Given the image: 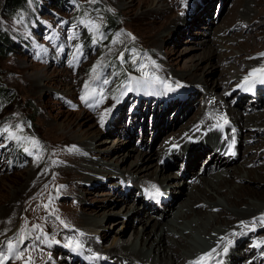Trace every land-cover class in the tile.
Returning <instances> with one entry per match:
<instances>
[{
	"label": "rangeland",
	"instance_id": "374dc122",
	"mask_svg": "<svg viewBox=\"0 0 264 264\" xmlns=\"http://www.w3.org/2000/svg\"><path fill=\"white\" fill-rule=\"evenodd\" d=\"M71 1L74 7L67 10L65 6H57L54 1L46 0L49 6L47 5L48 7L45 10L42 7L36 19L35 10L41 8L43 0H39L38 5L32 3L30 12L23 15L21 19H11L4 16L0 11V19L3 16L10 21L8 22L3 18L5 23H0L4 27H11L12 31L10 29L5 31L10 34V37L12 32H17L18 36L17 45L11 53L7 57H0V87L9 92L5 105L0 107V145H4L0 147V154L4 158L3 163L0 165V209L4 208L7 211L9 210V214L12 213L9 207L10 196L15 190H19L24 180L22 177L27 176L25 174L37 167L36 177L40 179L32 184L28 193L23 195L21 202L16 205L15 211L6 219L11 226L5 230H0V251H3L9 257L4 264H74L71 263L70 256L64 253V249L61 253L55 251L56 249L53 250L54 244L52 245L51 242L56 243V241H59L62 243L61 246L64 247L69 238L82 239L80 234L78 237L74 234L81 230L84 234L96 235V228H90L88 231V228H84L82 223L76 224V221L92 218L91 215L97 209L116 213L102 215V217H105L104 229H100L97 237H93L95 239L94 246L97 247L100 243V247L104 251H109L113 241V233L117 230H127L125 234L127 239L122 242L123 244L133 242L137 237L136 234L143 231L142 216L147 218L148 216L143 212V207H140L141 202L133 204V201L130 200L127 204H124L122 196L117 193L114 186L108 185L109 179L104 177V174H106V171L112 172V169H114L112 167L115 166L117 169L122 170L121 175L125 177L126 173L133 170L131 166L137 161L138 154L150 155L151 159L154 156L156 157L155 154L154 156L151 154L154 151L152 149L154 136L157 134V129L154 131L155 115L156 113L161 115L167 112L169 106L164 109L166 99H173L166 85H171L176 89L177 96L186 93L185 84L198 89L200 94L196 98L195 105H198L201 109L200 105L204 103V99H210L209 94H216L217 92H210L207 87L198 85V83L189 79L190 77L187 76L189 73L185 71V68L188 67V61L194 59L195 64L202 69L199 72L202 74L201 76L215 82L224 70H228L231 65L236 64V61L241 58L239 52L236 51L233 55L234 51L232 50L237 48L239 44H246L248 50L246 53L248 52L251 57V60L247 61L246 56L245 61L237 65H246L239 74L243 80L248 74L254 72L256 66L253 65L252 61L260 55L264 57V14L259 16L257 25L251 28L255 32L250 34L247 33L249 27L243 26L242 21H240V18H243L242 16L239 15L240 17L238 16L235 22H230L227 13L228 9L233 10L236 2L241 5L248 0H229V8L223 14L220 12L221 3L219 1L215 4V11L211 19L203 20V23L207 24L206 26L201 23L195 24V20L191 21L190 18H187L191 13L192 0H97V3H89V0ZM157 2H161L163 6L160 15L154 13ZM95 5L101 8L95 10ZM254 10L255 14L264 10V0H261L259 7ZM85 13H88L89 16L86 17ZM107 14H119L120 16V29L109 40L108 38H99L102 28L108 22ZM194 14L192 13L191 16L193 17ZM89 18L99 26V30L96 32L98 37L96 42L87 38L89 32L92 36L93 32L84 24L78 23L81 19H84L87 23ZM184 18L190 22L185 24ZM212 20L215 24L210 25ZM72 22H76L74 24L77 25L73 26ZM183 24L186 28H189L188 31L190 30L187 36L184 34ZM210 27L213 29L212 36L217 32V38L222 39L220 43L219 40H215L216 44L212 46V49L218 50L221 59L216 58L202 62L200 58L203 56L204 49L208 51V48H210L207 47L208 41L212 38L210 32L207 31ZM156 30L159 33L157 39H155ZM167 32L168 35H165ZM163 35L164 37L161 39ZM254 35H256V38ZM49 36L53 38L48 39ZM73 37L75 38L73 39ZM113 41L116 42L113 43ZM211 42L213 43L212 40ZM78 48L80 49L79 52L77 51ZM121 54H123L124 63L119 58ZM112 59L121 61L129 71V79L124 84L121 95H117V100H114L112 96H116L115 87L118 85L119 80L111 81L112 74L105 73V68ZM262 64H264V60L260 65ZM93 68L96 69L95 72H93ZM139 72H146L148 76L144 75L141 78ZM52 73L56 76L53 81H50V74ZM35 74H39V78H35ZM180 75L185 76V78L182 79ZM97 77H100V80H97ZM104 78L109 80V84L104 86L103 89L102 85L104 84L101 81ZM137 80L141 81L139 85L136 83ZM238 81H234L230 88L235 86ZM86 83L89 85L87 90H85ZM34 85H37V92H35ZM127 85H131L134 91L127 92ZM70 89L75 94H70L68 92ZM225 89L219 91L223 97L226 95L225 92H229ZM97 91H99V95H97ZM188 92L189 96H192L190 90ZM220 94L217 93V97ZM82 95L87 96L88 103L92 105L91 107L86 106L84 101L80 99ZM240 95L241 93H239ZM202 96L205 97L202 98ZM163 100H166L164 104H162ZM181 101L183 100L179 102ZM243 106L245 109L241 112V116L245 120H248L252 113H264L260 107L259 109H249L248 107L251 106L249 103ZM116 107L122 114L119 116V121L113 125L114 129L108 131L110 129V113H114ZM239 107L241 108L242 105ZM136 108L140 109L136 110ZM232 108L233 106H231ZM109 109L110 111H108ZM137 111L140 112L139 118H135L133 115L137 114ZM178 112L179 109L172 111V117H175ZM231 113L234 119L236 116L240 117V113L236 108H233ZM217 114L219 116V113ZM102 118L103 126H101ZM147 120L152 132L148 134L145 142L150 145L137 149L140 146L139 143L142 142L140 134ZM194 123L192 122L190 127ZM5 127L9 128V132L5 133L3 131ZM115 129L116 131H114ZM243 130L246 136L242 139V146L239 147V157L234 161L233 166L243 164L242 155L248 152L245 156L247 159L257 155L254 163L249 168H264V146H261L264 143V129H262L263 131L257 137V140L247 137V134L251 133L250 129ZM166 131L168 133L170 129H166ZM135 132L136 137L131 139L130 134ZM19 134L30 138L27 155L31 156L33 154L32 158L28 159L25 156L21 160L16 159L20 153L16 149L15 139L10 140L7 137L9 135L17 137ZM86 134H88V140L79 138L81 135ZM164 137L165 134L159 137L155 152H159L161 148L167 146V143L174 140L173 137L168 138L169 140L164 139ZM245 138H250V140ZM235 139L238 142L237 136H233L231 142ZM32 140L38 141V145L33 144ZM77 142L79 145L91 146L93 151L89 154L96 163H101L102 156L106 157L108 161L104 163L106 165L104 168L98 170L99 174L91 176L87 174L86 178H88L85 181L74 184L75 179H72L74 176L70 175L69 178L64 174L69 166L66 167L63 161L67 159L72 151L80 149ZM218 145L224 146L221 141L218 142ZM258 145L261 148L250 151V148H257ZM17 148L25 150L27 147L20 146ZM37 148H39L38 151ZM95 150L96 152H94ZM99 150L100 152H98ZM6 153L9 154L7 158H5ZM215 154L217 155L218 152H215ZM118 155L119 157L114 160L113 158ZM131 155H133V158H130ZM163 159L164 163H172L169 162L168 158ZM141 163L140 161L138 164ZM154 163L155 161L152 160L147 164L142 163L140 166L144 168ZM211 166L212 171L217 170L213 163ZM206 168L207 163H204L201 167L202 172H206L208 170ZM52 170L56 171L49 174ZM163 174L167 176L168 181L172 182L171 184L177 183V187L176 196L169 195L172 201L167 204L168 208L164 210V213H160L159 218L162 223L168 219V214L172 209L183 203V192L186 193L184 183L188 182L187 191L189 193V191H192L190 190V181L192 178H196L190 176L182 178L184 181L177 178L173 180V176L181 174V167L179 168V166L167 168ZM43 175L46 176L43 178ZM236 184L257 188L261 194H264V180L260 182L245 179L236 181ZM129 185L132 188L129 189ZM120 186L125 194H130L132 190L137 189L135 184L131 182ZM151 187L143 188L147 191ZM173 196L176 199L173 200ZM260 203L264 204V201L258 202V204ZM131 204L139 207V211L135 214V218L133 217L135 220L132 224L135 228L130 230V225H128L130 223L124 224L122 221L125 220L126 215L121 217L117 213L121 211L120 213L123 215L126 208ZM167 205L165 204V206ZM193 208L197 211L202 209V206L201 204L195 205ZM147 218H145V221ZM100 220L101 218H99ZM61 221H64L68 227H64ZM238 224L240 223L237 222L235 227ZM37 225H39V229L35 227ZM263 232L264 230L259 233ZM100 233H103L102 238ZM37 236L40 239H35ZM19 239H23L20 247L23 248L24 255L22 259H15L13 258L15 250L10 252L4 245L11 240L15 249ZM257 240V238L254 239L253 244ZM238 250L240 251L239 248ZM261 251H264V249L256 247L253 257L248 259L246 264H264V258L261 259L260 256ZM240 255L243 256L242 253ZM112 262H114V259H112ZM185 262L186 259L183 258L178 264H185ZM188 262L189 260L186 263ZM84 264H88V262H84Z\"/></svg>",
	"mask_w": 264,
	"mask_h": 264
},
{
	"label": "bare ground",
	"instance_id": "6f19581e",
	"mask_svg": "<svg viewBox=\"0 0 264 264\" xmlns=\"http://www.w3.org/2000/svg\"><path fill=\"white\" fill-rule=\"evenodd\" d=\"M218 2L221 3V14L225 13L229 8V0H192L191 3L193 5H191V13L187 16V18H190L191 21L195 20V24L201 23L206 26L207 24L203 23V20L211 19L215 11V4ZM238 4L236 2L233 10L228 9L227 13L229 15V20L230 22H235L239 15L242 16L244 18H240L242 25L249 27L247 33L253 34L255 31H253L251 28L257 25L259 22V16L264 14V10L258 11L256 14L254 13V9L259 7L261 0H248L241 5ZM162 8L163 6L161 2H157L154 13L156 15H160ZM183 8L187 10V8ZM192 13H195L193 17L191 16ZM184 22L186 24V22L189 23L190 21L184 18ZM185 24H183V31L187 36L189 35L190 30L188 31L189 28H186ZM211 24H215L214 20L210 21V25ZM72 25L74 26V24ZM205 29H207V27H205ZM212 30V27L208 28L207 30L210 32V36L212 38L210 41H208L207 47H210L208 48L209 50L207 51L206 49L205 51L204 49V53L202 54L203 56L200 58V61L202 62L206 60L211 61L216 58L219 60L221 59V56L218 54V50L212 49V46L216 44L217 40H219V43L222 42V39L217 38V32L216 34L214 33V36H212ZM158 34L159 33L156 30L155 39H157ZM165 35H168V32L165 33ZM254 36L256 38V35ZM163 37L164 35L161 37V39ZM27 43L30 42L27 41ZM232 50L234 51L233 55H235L236 51L239 52L241 54V58L236 61V64L231 65L228 70H224L220 74L218 80L215 82L201 76L202 74L199 72L202 69L199 67V65L195 64L194 59L188 61V63L186 62L188 67L185 68V71L189 73L187 76L190 77H188L190 80L198 83V85L204 86L205 88L207 87L210 92L216 91L220 94L221 92L219 91H222L226 88L225 90L229 92H225L226 95L224 97L222 96V93L218 97L216 95L217 93L209 94L210 99L205 98L204 103L200 105V109L198 105H195L196 98L200 94L198 89L193 88L191 85L185 84L186 93L177 96L176 89L172 87L174 90L169 92L173 96V99H166V103V100L162 101V104L165 103L164 109L169 106V110L165 113H162V116L157 113L155 115L156 121L154 124V131L157 129V134L154 136V142L152 145V149H154V151H152L151 154L153 156L155 154L156 157L154 156L153 159H151L150 155L147 156L146 154H138L137 161H133L134 163L131 166L133 167V170L125 174L126 181L125 177L121 175L122 170L117 169L115 166L112 167L114 168L112 169V172H105L106 174H104V177L109 179L108 185L114 186L117 189V193L122 196V201L124 204H127L130 200L133 201V204L141 202L140 207H143V212H145L148 216V218L146 216H142L141 220L144 222L142 224L144 228L142 232H138L136 234L137 237L135 240L133 242H127V244H123L122 242L127 239L125 237L127 230H117L113 233V241L109 251H104L102 247H100V243L99 246H94L93 242L95 239H93V237H97V234H99L98 231L100 229H104L103 226L105 217H102V215L105 213H116H109L108 211L104 212V209H97V211L91 215L92 218H86L84 221H76V224L82 223L84 228H88V231L90 228H96L97 230L96 235L88 233L84 234L82 230L74 233L77 235V237L80 233H83L81 237L82 239H75L84 243V250L74 252L65 245L62 247L61 242H51L52 245L54 244L53 250L56 249L55 251L61 253V251L64 249V253L70 256L71 263L74 264H84V262H88V264H178L183 258L186 259V262L189 260V262H185V264H246L248 259H251V257L254 255V249L256 248L254 245L259 243L261 244V247L259 248L264 249V232L259 233L264 230V223H261L260 220V218L264 216V204H258V202L264 201V194H261L257 188L243 184H236V181L245 179L256 180L260 182L263 181L264 168L258 167L257 169H250L249 166L254 163L257 155L247 159L245 156L248 154V152L242 155L244 159V162H242L243 164L233 166L234 161H236L239 157L240 150L236 149L234 156H231L229 153L231 150L230 147L233 136L238 137V147L242 146V139L244 136H246V133L243 129L251 130V133L247 134V137H251L253 139L255 138L257 140V137L261 135L263 131L262 129H264V113H252L249 119L245 120L243 116H241V112H243L245 109L243 105L247 103L251 105L248 107L249 109H259L260 107V109L262 108L264 112V97H260L256 102H253L245 92L246 89L250 87V85L241 87V84L244 81L239 74L246 65H237L243 63L242 61H245L244 59H246V56L247 61L251 60L248 52L246 53V51H248L246 44H239L237 48ZM263 60L264 57L260 55L256 58V60L254 59V61H252L253 65L256 66L254 70H257L255 71V74H258L260 69L264 67V64L260 65ZM108 72H112L111 69H109ZM50 75V81H53L56 74L52 73ZM139 75L141 78H143L145 72H139ZM251 75H253V73H251ZM34 77L39 78V74H35ZM248 77L250 78L251 76L248 74L246 78ZM181 78L183 79L185 76L182 75ZM236 79L239 81L235 86L230 88L232 83L237 81ZM250 80H253V78ZM34 86L36 88H34L35 92H37V85ZM102 86L104 89V86L106 85ZM115 88L116 95L118 85ZM188 90H190V95L192 94V96H189ZM68 92H70V94H75V92L71 89ZM239 93H241L240 96H238ZM112 97L114 100H117L116 96ZM203 97L205 96H202V98ZM189 98L191 99L189 100ZM180 100L183 101L179 102ZM240 105H242L241 108L239 107ZM231 106L238 110L240 117L236 116L235 119L232 117L231 111L233 108L231 109ZM140 108H136V110H139ZM175 109H179V112L175 117H172L171 113ZM216 112L219 113V116ZM139 113L140 112L137 111V114H133L134 117L139 118ZM121 114L122 112L118 111L117 107L114 109V113H110V129L108 131L114 129L113 125L119 121V116ZM225 115L229 121L228 124H225L224 119H222V117ZM192 122L194 124L192 127H190ZM150 129V124L147 120L146 123H144V127L140 134V139L142 141L139 143L140 148L138 147L137 149H142L144 146L150 145L145 142L148 134H151L152 132ZM166 129H170V131L166 133ZM114 131H116V129ZM162 134H165L164 139L167 140L168 138L173 137L174 140L170 143H167V146L161 148L159 152H155V146L157 145L159 137ZM130 137L131 139H134L136 137V132L131 133ZM79 138L81 140L89 139L88 134L81 135ZM245 139L250 140V138ZM219 141L223 142L224 146H217ZM261 146H264V143L261 144ZM259 147L260 146L258 145L257 148H250V151L259 149ZM79 148V150L72 151L71 154L68 155L67 159L63 161L66 167L69 166V169L64 171V174L66 177H69L70 175L74 176L72 178L75 179L74 184L85 181V179L88 178H86L87 174H89L88 176L99 174L98 170L100 168H104L106 166L104 163L108 161L106 157L102 156V164L96 163L91 159L92 157L89 154L93 151L91 146L79 145ZM94 152H96V150ZM98 152H100V150ZM215 152H218V154L216 155ZM8 156L9 154L6 153L5 158ZM31 156H33V154H31ZM31 156L28 155V159L32 158ZM118 157L119 155L115 156L113 159L115 160ZM130 158H133V155H131ZM163 158H168L169 162L171 161L172 163H164ZM3 159V155L0 154V165L3 163ZM152 160L155 161V163L151 166H145L144 168L140 166L142 163L147 164ZM140 161L142 163L139 165L138 163ZM204 163H207L208 170L206 172H202L201 170V167ZM212 163L215 165L217 170H211ZM173 166H179V168L181 167V174L179 176H173V180L176 178L178 180H182V178L190 176L196 178H192L190 181V190L192 191H189V193L187 191V186H189L188 182L184 183V190L186 189V193L183 192V203H179V207L172 209L170 214H168V219L162 223L159 217L161 216L160 213H164V210L168 208L167 204L172 201L169 195L173 194L176 196L177 183L171 184L172 182L168 181L167 176H164L163 174L167 168H171ZM37 169L38 168L35 167L34 170L28 174H25L27 176L22 177L24 180L21 183L19 190H15L10 196L9 201L11 202L9 207L12 213L15 211L16 205L21 202L23 195L28 193V190L32 187V184L40 180L37 179L38 177H36ZM55 171L52 170L49 174H51V172L54 173ZM45 176L46 175H43V178ZM130 182L134 183L135 188L137 189L132 190V192L130 194L127 193V195L124 193V190L120 185L126 183L130 184ZM153 185L157 186L160 191L162 190L163 195H154L155 189L153 187L147 191L143 188ZM128 188L130 189L132 186L129 185ZM174 196L173 200L176 199ZM163 202L167 206L162 204ZM200 204L202 209L195 211L193 207ZM8 211L4 208L0 209V230H5L11 226V224L6 221V219L9 218V215L12 214H9L10 212ZM138 211L139 207H135L131 204L126 208V212H124L123 215H121V211H118L119 213L117 214H120L121 217L126 215L124 218L125 220L122 221L124 224L130 223L128 225H130L131 230L135 228L132 222L135 220V214H137ZM216 211H218V213H216ZM99 218H101L100 221ZM145 218H147L146 221ZM254 219L255 223L253 224ZM237 222L240 224L235 227ZM241 222H244V224L242 225ZM234 232L236 235H232ZM100 234L102 238L103 233ZM222 237H227V239L232 241V243L228 245V252L226 254L222 251L223 247L225 246V242L221 241ZM256 238L258 240L255 244H253L254 239ZM213 248L217 249L219 255H217V253H213L212 258L200 261V257L205 253H208ZM238 248L241 252L238 250ZM247 248L249 249L246 250ZM241 253L243 256L240 255ZM110 256L112 259H114V262H112Z\"/></svg>",
	"mask_w": 264,
	"mask_h": 264
},
{
	"label": "trees",
	"instance_id": "16d2710c",
	"mask_svg": "<svg viewBox=\"0 0 264 264\" xmlns=\"http://www.w3.org/2000/svg\"><path fill=\"white\" fill-rule=\"evenodd\" d=\"M51 1H54V3L57 6H65V8L67 10H69L71 7H74V4L72 3L71 0H51ZM32 3H35L36 5H38L39 0H0V11L4 16L9 17L11 19H17V18L21 19V17L23 15L30 12V7H31ZM47 5H48V2H46V0H43L42 6L40 4L41 8L35 10V12H36L35 19H36V16L41 12L42 7L45 10V8L49 6V5L48 6ZM99 8H101V7H99L97 5L94 6L95 10L99 9ZM107 16H108V22L102 28L101 34L103 36V39L108 38V40H109L120 29V27H119L120 16H119V14H107ZM6 17L2 16V18L0 19V21H1L0 23H5L4 19L8 20ZM35 19H34V21H35ZM8 22H10V21L8 20ZM72 23L74 24L76 22H72ZM74 26H76V24H74ZM6 29L11 30V27H4L2 24H0V57L1 58L7 57V55L10 54L11 51L17 45V37H18L16 34L17 32H15V33L12 32L11 37H10V34L6 32L7 31ZM87 38H89L90 41H93L92 35L90 32H89V36H87ZM92 46H94V45H92ZM123 63L119 60L112 59L107 64V66L105 68V73H107L108 75L112 74L111 81L119 80L116 97H117V95L120 94V92L123 88V85L126 83V81L129 78V75H128L129 71H127V69L124 67ZM109 69H111L112 72H108ZM8 97H9V92L5 91L3 88L0 87V107L5 105ZM17 137L19 139H15L14 141L16 143L15 144L16 149H17V151H19L20 155L16 159L21 160L22 157L28 156L27 155L28 151H25L23 149L20 150V148H17V147L24 146V147H27V149H28L29 145H30V142H29L30 138L22 136L20 134L17 135ZM11 161H12V159H11ZM12 165H13V163H12Z\"/></svg>",
	"mask_w": 264,
	"mask_h": 264
},
{
	"label": "snow or ice",
	"instance_id": "6c2138e0",
	"mask_svg": "<svg viewBox=\"0 0 264 264\" xmlns=\"http://www.w3.org/2000/svg\"><path fill=\"white\" fill-rule=\"evenodd\" d=\"M89 3H97V0H89ZM84 15H85L86 17L89 16L88 13H85ZM78 23H80V24H84L85 27H88L89 30L93 32V36H92L93 42H96V41L98 40V37H97V35H96V32H98V30H99V26L95 24L94 20H92L91 18H89V19H88V22L85 23V20H84V19H81V20L78 21ZM52 38H53V37H51V36L48 37V39H52ZM74 38H75V37H73V39H74ZM99 38H103L102 34H101V36H100ZM115 42H116V41H113V43H115ZM41 47H42V46H41ZM45 51H46V49H45ZM77 51L79 52L80 49L78 48ZM119 58H120L121 61L123 62V59H124L123 54H121ZM142 67H144V66H142ZM95 71H96V69L93 68V72H95ZM255 71H257V70H254V73H255ZM260 71H264V70H260ZM254 73H253V74H254ZM145 76L147 77V76H148V73L145 72ZM96 79H97V80H100V77H97ZM130 79H131V78H130ZM101 82H102V84H104V85L109 84V80L106 79V78H104ZM136 83H137V85H139V84L141 83V81H140V80H137ZM246 83H247V78H246ZM260 83L264 84V79H261ZM88 87H89V85L86 83V84H85V90H87ZM177 87H179V85H177ZM241 87H243V85H242ZM166 88H167L168 91H172V90H174V89L171 87V85H166ZM246 90H251V89L248 88V89H246ZM126 91H127V92H132V91H134V89L132 88L131 85H127V86H126ZM97 95H99V91H97ZM80 99H81L82 101H84V103L86 104V106H89V107L92 106L91 104L88 103V98H87L86 95H82V96L80 97ZM117 102H119V101H117ZM108 111H110V109H109ZM222 119H224V123H225V124H228V123H229V121H228L227 118H226V115H225L224 117H222ZM101 126H103V118L101 119ZM217 126H219V125H217ZM17 127H19V126H17ZM3 131H4L5 133L9 132V128L5 127V128L3 129ZM7 138L10 139V140H11V139H19L18 137L14 136V135H9ZM31 142H32L33 144H35V145H38V141L32 140ZM233 144H234V141H233ZM3 146H4V145H0V147H3ZM38 150H39V148H37V151H38ZM25 151H28V149L26 148ZM233 154H234V153H233ZM152 187L155 189V193H154V195H157V196H159V195H163V193L160 192V190H159V188H158L157 186L153 185ZM260 220H261V223H264V216H262V217L260 218ZM241 223H242V225L244 224V222H241ZM254 223H255V219L253 220V224H254ZM61 224H64V227H68V225L65 224L64 221H61ZM35 227H36L37 229H39V225H37V226H35ZM80 235L82 236L83 233H80ZM232 235H236V233L234 232V233H232ZM35 239H40V237L37 236V237H35ZM221 241H222V242H225V246L223 247L222 251H223V253L226 254V253L228 252V245L231 244L232 241L229 240V239H227V237H222V238H221ZM22 243H23V239H19V240H18V243H17V245L15 246V249H14L13 243H12V241L10 240V241L7 242L6 245H4V247H6L10 252L13 251V250H15V255H14L13 258H15V259H22V258H23V255H24L23 248L20 247V244H22ZM56 243H59V241H56ZM65 246L68 247V248H70V249H71L72 251H74V252L84 250V243H83L82 241L76 240L75 237L69 238L68 243H67ZM254 246H255V247H261V244L257 243V244L254 245ZM213 253H217V255H219V253L217 252V249H216V248H213V249L210 250L208 253H205L204 255H202V256L200 257V261H203V260H205V259H210V258H212ZM97 258H99V257H97ZM7 259H9V257L6 256L5 253H4L3 251H0V264H4V262H5ZM30 259H31V258H30Z\"/></svg>",
	"mask_w": 264,
	"mask_h": 264
}]
</instances>
